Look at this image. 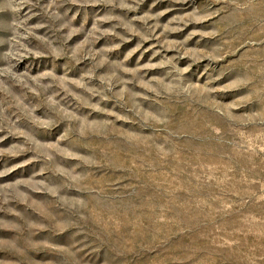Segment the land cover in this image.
I'll use <instances>...</instances> for the list:
<instances>
[{
    "label": "rangeland",
    "instance_id": "obj_1",
    "mask_svg": "<svg viewBox=\"0 0 264 264\" xmlns=\"http://www.w3.org/2000/svg\"><path fill=\"white\" fill-rule=\"evenodd\" d=\"M0 264H264V0H0Z\"/></svg>",
    "mask_w": 264,
    "mask_h": 264
}]
</instances>
